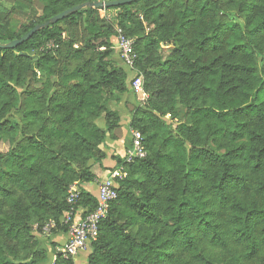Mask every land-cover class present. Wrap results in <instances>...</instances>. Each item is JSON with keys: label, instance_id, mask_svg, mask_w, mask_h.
Returning a JSON list of instances; mask_svg holds the SVG:
<instances>
[{"label": "trees", "instance_id": "obj_1", "mask_svg": "<svg viewBox=\"0 0 264 264\" xmlns=\"http://www.w3.org/2000/svg\"><path fill=\"white\" fill-rule=\"evenodd\" d=\"M26 1L35 0L16 5ZM37 1L41 17L33 10L20 31L19 10L0 0L1 44L68 9L118 0ZM236 2L241 21H225L233 15L222 0H138L108 8L119 12L110 24L103 8L87 7L0 49V137L13 146L0 152V264L48 261L34 224L68 233L61 220L75 182V212H94L98 191L86 185L96 166L128 175L115 179L118 197L86 263L60 252L55 264H264V0ZM116 26L141 32L135 66L149 95L131 112L147 156L130 163L109 155L121 96L133 92L114 60ZM177 107L189 119L172 128L164 117ZM180 248L190 263L174 261Z\"/></svg>", "mask_w": 264, "mask_h": 264}, {"label": "rangeland", "instance_id": "obj_2", "mask_svg": "<svg viewBox=\"0 0 264 264\" xmlns=\"http://www.w3.org/2000/svg\"><path fill=\"white\" fill-rule=\"evenodd\" d=\"M18 0H4L5 5L7 6H15L19 10V12L15 13L14 16L16 17V20L20 23L19 30L24 31L25 27L30 23V15L34 12L33 10L37 11L39 14V17H41V12H42V4L35 0L33 3L30 1H26L27 5L29 6V9H21L16 5V2ZM24 1V0H22ZM237 0L235 2H232V0H222V4L225 7L226 11L231 13L233 16L225 17V21L229 20H239L241 21V16L238 12L237 8ZM102 12L99 14V20L106 21L107 24L112 23L113 19L115 17L119 16V12L117 10H108V8H103ZM8 12H4L3 10H0V22L2 23L6 19V14ZM82 26V24H81ZM117 27V26H116ZM79 28V27H78ZM74 29L72 33H75L81 30L82 28L79 29ZM119 28V26L117 27ZM130 34V38L134 40V42L137 41V39H140L141 32L139 31H133ZM66 37L67 34H64ZM117 39V37H116ZM80 43L77 42L76 47H78ZM117 45V44H116ZM116 54L114 55V60L117 62V64L120 67H123L127 73H128V83L130 89L133 91L132 93H128L127 95L124 96V100H121L120 104V111L122 113V126L120 128H116L111 134H109L108 138V145H112L111 149H109V155L110 157L113 155H118L121 157V159H126V155L128 152V149L130 147V144L132 142V131L137 130V128L133 127V121L131 117V112L133 111L134 108L140 109V108H145L147 106V101L149 99V95L146 93L144 89V78L143 79V93H138L136 90L133 88V81L139 77L137 74H139V69L138 67H134L133 69L128 68L123 61H121L119 55H118V50L115 49ZM169 56V53L165 52L161 59L164 61ZM29 91V87L26 90H19V93H26ZM25 97V94H24ZM122 99V98H121ZM124 101V102H123ZM22 109L26 107L28 108L27 105L24 106V103L21 105ZM21 118V116H18V118ZM164 119L171 125L172 128L178 126L181 123L186 122L189 117H186V108L185 107H177L176 110H174L172 113L168 112ZM101 126H103L102 123H100ZM140 131V130H137ZM141 132V131H140ZM121 139V140H120ZM119 141H123L125 143V148H123L124 151H121L122 147L118 145ZM116 145V146H115ZM115 146V147H114ZM12 142H10V139H6L5 137H0V152L2 153H8L12 149ZM94 172L97 174L98 178L95 182L86 185L89 187V189L94 188L98 191V186L100 182L104 181L105 179L114 176L116 179L117 177H126L128 174L126 172V169L122 167L118 171L111 172L109 170H106L105 168H100L99 166H96L94 168ZM138 180H142L141 177H137ZM77 186L78 183L75 182L70 186L69 191L72 189V187ZM116 187H117V182H116ZM63 219V218H62ZM62 221V220H61ZM50 230V232L45 231V228ZM55 228L54 222H47L44 227L42 228V231L40 230L39 224H34V231H33V240L36 243V247L38 249H46L48 251V261L43 263V264H55L57 254L60 253V250L63 248L62 241L65 240L66 237H64L65 234L63 233H53V230ZM134 231L139 232L140 230L146 232H152V229L147 228L145 226H142L140 223H137L136 225L133 226L132 228ZM90 252V248H88L81 252L79 257H83L86 259L87 254ZM25 254H23L24 256ZM190 254L188 251L183 250L182 248L178 249L176 251V256L174 258V261L181 260L183 262H189L190 263ZM84 263H86V260H83ZM192 264V263H190Z\"/></svg>", "mask_w": 264, "mask_h": 264}, {"label": "built area", "instance_id": "obj_3", "mask_svg": "<svg viewBox=\"0 0 264 264\" xmlns=\"http://www.w3.org/2000/svg\"><path fill=\"white\" fill-rule=\"evenodd\" d=\"M116 31L117 45L115 49L118 50L121 61L128 68L133 69L138 59L134 51L135 42L132 38L126 36L122 29L116 28ZM132 84L136 92L143 93V79L141 76L137 77ZM131 134L132 142L125 159L129 163L147 156L142 133L133 130ZM115 181L114 176H111L100 182L98 186V207L85 217L80 216L79 212H75L74 208L80 194L78 187L74 186L69 191L68 203L72 205V209L62 219L63 224L70 226L67 233L68 240L60 250L64 259H76L81 252L88 248L92 241L97 239L100 224L108 216L111 203L118 197ZM54 225L56 226L55 223ZM45 231L50 232L48 227L45 228Z\"/></svg>", "mask_w": 264, "mask_h": 264}, {"label": "water", "instance_id": "obj_4", "mask_svg": "<svg viewBox=\"0 0 264 264\" xmlns=\"http://www.w3.org/2000/svg\"><path fill=\"white\" fill-rule=\"evenodd\" d=\"M138 0H118V1H111V2H95V3H86L79 6H76L74 8L68 9L64 11L63 13L51 18L48 22L35 26L31 31H29L26 35H24L21 39L11 41L6 44L0 43V49H15L18 46L24 44L25 42L29 41L38 31L53 25L63 19H65L70 14H74L82 9H85L87 7H93V8H114V7H120L123 5L134 3Z\"/></svg>", "mask_w": 264, "mask_h": 264}, {"label": "crops", "instance_id": "obj_5", "mask_svg": "<svg viewBox=\"0 0 264 264\" xmlns=\"http://www.w3.org/2000/svg\"><path fill=\"white\" fill-rule=\"evenodd\" d=\"M125 95H127V94H124V95L121 96V98H122L121 100H124V96H125ZM123 102H124V101H123ZM120 140H121V139H120ZM118 145H119L120 147L123 146V147L120 148V149H122L121 151H124L123 148H125V147H124V146H125V143H124L123 141H119V142H118ZM115 146H116V145H115ZM64 237H66V238H65V240L62 241V245H64V244L66 243V241L68 240V235H67V234H65ZM76 259L81 260V261L85 260L83 257H79V256L76 257ZM83 262H84V261H83Z\"/></svg>", "mask_w": 264, "mask_h": 264}]
</instances>
